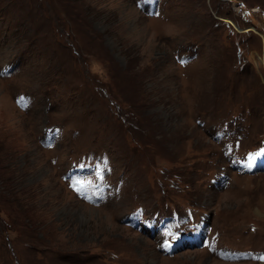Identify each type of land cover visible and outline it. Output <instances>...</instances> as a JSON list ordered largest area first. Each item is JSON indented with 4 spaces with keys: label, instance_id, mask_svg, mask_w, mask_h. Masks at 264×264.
<instances>
[{
    "label": "rangeland",
    "instance_id": "obj_1",
    "mask_svg": "<svg viewBox=\"0 0 264 264\" xmlns=\"http://www.w3.org/2000/svg\"><path fill=\"white\" fill-rule=\"evenodd\" d=\"M257 153L264 0H0V264H264Z\"/></svg>",
    "mask_w": 264,
    "mask_h": 264
},
{
    "label": "snow or ice",
    "instance_id": "obj_2",
    "mask_svg": "<svg viewBox=\"0 0 264 264\" xmlns=\"http://www.w3.org/2000/svg\"><path fill=\"white\" fill-rule=\"evenodd\" d=\"M74 188H75V186H74ZM75 190H77V191H78L79 189H75Z\"/></svg>",
    "mask_w": 264,
    "mask_h": 264
},
{
    "label": "bare ground",
    "instance_id": "obj_3",
    "mask_svg": "<svg viewBox=\"0 0 264 264\" xmlns=\"http://www.w3.org/2000/svg\"><path fill=\"white\" fill-rule=\"evenodd\" d=\"M233 222V221H232Z\"/></svg>",
    "mask_w": 264,
    "mask_h": 264
}]
</instances>
